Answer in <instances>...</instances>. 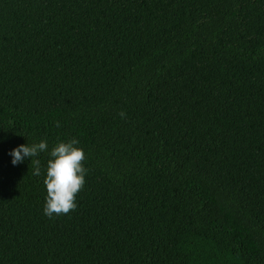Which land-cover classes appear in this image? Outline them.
I'll return each instance as SVG.
<instances>
[{
	"label": "trees",
	"instance_id": "obj_1",
	"mask_svg": "<svg viewBox=\"0 0 264 264\" xmlns=\"http://www.w3.org/2000/svg\"><path fill=\"white\" fill-rule=\"evenodd\" d=\"M0 264H264V0H0Z\"/></svg>",
	"mask_w": 264,
	"mask_h": 264
},
{
	"label": "clouds",
	"instance_id": "obj_2",
	"mask_svg": "<svg viewBox=\"0 0 264 264\" xmlns=\"http://www.w3.org/2000/svg\"><path fill=\"white\" fill-rule=\"evenodd\" d=\"M59 126V122H57ZM76 138L57 140L49 149L47 140L19 144L9 150L11 164L17 166L30 159L33 175H41V153H47L48 160L43 178L46 197L43 206L45 216L67 214L76 208V194L86 182L87 169L82 163L86 154Z\"/></svg>",
	"mask_w": 264,
	"mask_h": 264
}]
</instances>
